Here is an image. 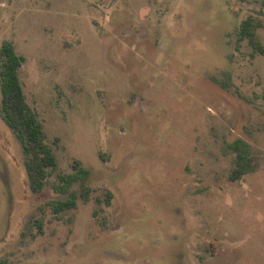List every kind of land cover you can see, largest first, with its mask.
<instances>
[{
    "label": "rangeland",
    "instance_id": "rangeland-1",
    "mask_svg": "<svg viewBox=\"0 0 264 264\" xmlns=\"http://www.w3.org/2000/svg\"><path fill=\"white\" fill-rule=\"evenodd\" d=\"M246 20L264 49V0H0V51L25 57L57 159L33 194L0 80V264H264V55L238 40ZM240 139L254 171L232 181Z\"/></svg>",
    "mask_w": 264,
    "mask_h": 264
},
{
    "label": "trees",
    "instance_id": "trees-1",
    "mask_svg": "<svg viewBox=\"0 0 264 264\" xmlns=\"http://www.w3.org/2000/svg\"><path fill=\"white\" fill-rule=\"evenodd\" d=\"M256 26L247 20L244 21L239 29L238 40H249L250 44L256 49V52L264 55V49L256 37ZM25 62V57L19 55L12 41L5 40L0 51V80L2 91L1 110L4 120L13 130L17 139L21 143L25 155V167L28 180V187L33 194L42 193L48 186L51 176L56 170L57 159L53 147L46 142V133L37 112L31 107L26 99V94L19 76V69ZM226 89L232 87V84L221 82ZM238 92V91H237ZM240 96L251 102V98L240 94ZM232 150L236 154L235 168L230 176L232 181H238L244 175L254 171L253 158L250 152L249 143L243 140L235 141ZM75 174L82 173L85 167L75 161ZM89 173L82 174L80 179L86 180ZM91 189L82 187L80 197L85 203L90 199ZM114 194L108 190L105 197L100 200L99 204H105L107 207L112 205ZM73 201V200H71ZM71 201L61 202L59 208L53 207L57 214L70 208H74L75 203ZM97 214V212H95ZM95 214V216H96ZM38 227L39 234H43L41 220H31Z\"/></svg>",
    "mask_w": 264,
    "mask_h": 264
}]
</instances>
